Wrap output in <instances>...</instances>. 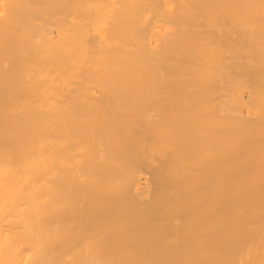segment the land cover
I'll list each match as a JSON object with an SVG mask.
<instances>
[{
    "label": "bare ground",
    "instance_id": "bare-ground-1",
    "mask_svg": "<svg viewBox=\"0 0 264 264\" xmlns=\"http://www.w3.org/2000/svg\"><path fill=\"white\" fill-rule=\"evenodd\" d=\"M157 2L0 0V264H264V0H230L242 91L211 88L227 112L208 117L148 110L153 49L126 27Z\"/></svg>",
    "mask_w": 264,
    "mask_h": 264
},
{
    "label": "rangeland",
    "instance_id": "rangeland-1",
    "mask_svg": "<svg viewBox=\"0 0 264 264\" xmlns=\"http://www.w3.org/2000/svg\"><path fill=\"white\" fill-rule=\"evenodd\" d=\"M74 1V0H73ZM72 0H71V3L73 2ZM157 1V0H156ZM166 0H161V1H159L158 0V2H157V4L158 5H156V7L158 6V7H160L162 4V6L160 7V8H158V9H160V11L161 12H157L156 10H154V11H156L155 12V14L153 13V14H151L152 12H154V11H150L149 12V14H151L150 16H147L146 15V17H143V19H141L140 20V18H135L134 20H133V22H132V24L130 25H128L127 27H126V30H129V27H130V30L132 31V28H134L133 29V31L136 29V26L138 25V27H140V28H143L144 26L143 25H145V28H146V30L143 28V29H141L142 31V33L144 32V34L142 35V37L143 36H146L147 37V39L148 40H146L145 39V41H150L148 44H150V46H152V47H150V49H153V51L151 50V52H150V50H148L147 52L146 51H143V50H147V47H145L144 46V48H143V46H141L142 47V50H141V47L140 48H138V50L140 49L141 50V52H143L142 54H144V52H145V54H147V55H143V56H145L146 57V61H144L143 59L145 58V57H143L142 56V54H141V63H143V61H144V63L143 64H145V66L147 65V68L144 66V65H142L143 67H141L142 69V71H144L145 70V74H147V76H145L144 74L142 75V77H143V80H142V84H143V81L145 80L146 82V84L144 85L143 84V86H145L146 87V90L144 91V92H142L144 95H145V97L147 98V100H148V102L150 103V106H148V110H151V109H157V110H164V111H166V113H171V111H172V113H174V114H177V113H179V112H181V111H185L186 110V112L187 113H189V112H191V113H193L195 110L196 111H198L197 113H202V115H205V113H206V111H209V113L211 112L212 114H213V112L214 113H216V110H215V107H216V109H217V112L219 113H221V114H225V112H227V111H223L222 109H223V105H225V103H224V101L225 102H227L228 103V99H227V97L229 98L231 95L230 94H232V95H238V94H240L241 93V91H242V89L241 88H239L238 90H237V86L239 87V84H241L240 85V87H242V85H243V82L241 83L240 82V80L241 81H243V78H241V76L243 77V72L241 71V70H243V61L241 62V58H243L244 59V56L242 57L241 55L242 54H244L243 52H244V49H243V51H242V49H240L241 47H244V45H242V44H244V39L242 38V37H244L243 35H244V33H243V31H242V24L241 25H239V22L241 23V20H242V16L240 15V14H236V17L238 18V17H240V18H238V20H237V18L234 16L235 14L234 13H232V10H231V7H230V0H229V2L227 1V0H225V1H227V2H225L224 0H208V1H206V0H198V1H196V0H185L186 1V3L189 5H187V4H185V1L184 2H182V4L184 3L185 5H187V7L189 8L187 11L185 10V9H187V7L185 8L182 4H180V0H174V1H172V0H169V1H171V3H172V5L175 3V5H169V4H164V2H165ZM188 1V2H187ZM196 1V2H195ZM176 2H177V4H176ZM199 2H200V4H199ZM207 2V3H206ZM192 3H193V5H192ZM211 3V4H210ZM73 4V3H72ZM72 4H71V6H72ZM202 5H203V7H202ZM211 5H213V6H211ZM176 6V7H175ZM180 6V7H179ZM191 6V7H190ZM198 6H201V7H199V9L197 10V8H198ZM229 8H228V7ZM164 7V8H163ZM194 7H195V10H194ZM228 8V14H230L229 16L227 15V8ZM73 8V6L71 7V9ZM173 8V9H172ZM190 8H192L191 10H192V12L190 11L189 12V10H190ZM202 8V10H200ZM206 10H204V9ZM207 8V9H206ZM157 9V10H158ZM174 9H176V10H174ZM211 10V11H210ZM202 12V14H201V12ZM226 11V12H225ZM197 12V13H196ZM203 12H205V13H203ZM216 12H217V14H216ZM219 12V13H218ZM231 12V13H230ZM71 13L74 15V13H75V11H74V9H72L71 10ZM174 13H176V14H174ZM223 13V14H222ZM208 14H210V16L208 15ZM219 14V15H218ZM233 14V15H232ZM155 15H156V17H155ZM174 15H176V16H174ZM180 15V16H179ZM183 15V16H182ZM202 15H204V16H202ZM212 15V16H211ZM224 15H226L225 17H224ZM240 15V16H239ZM153 16V17H152ZM159 16V17H158ZM201 16V17H200ZM210 17V19H209V17ZM148 17V18H147ZM152 18V19H149V18ZM157 17H158V19H157ZM161 17V18H160ZM175 17H176V19H175ZM183 17H185L184 19H183ZM213 19H212V18ZM228 19H227V18ZM231 17V18H230ZM235 17V18H234ZM144 18H146V19H144ZM194 20H193V19ZM224 18V19H223ZM226 18V19H225ZM139 19V20H138ZM173 19V20H172ZM206 21H205V20ZM234 19V20H233ZM239 19H240V21H239ZM155 20V21H154ZM177 20V21H176ZM197 20V21H196ZM225 20H229L228 22H225ZM237 20V21H236ZM138 21H141V22H138ZM145 21V22H144ZM211 21H213V22H211ZM233 21V22H232ZM239 21V22H238ZM135 22H138V23H136L135 24ZM147 22V23H146ZM172 22V23H171ZM187 22H189V24L187 23ZM196 22H197V26H195L196 25ZM206 24H205V23ZM236 22H238L237 24H236ZM141 23V24H140ZM143 23V24H142ZM145 23V24H144ZM177 23H179V24H177ZM202 23H204V24H202ZM213 23V24H212ZM216 23V24H215ZM221 23V24H220ZM225 23V24H224ZM233 23V24H232ZM139 24H140V26H139ZM156 24V25H155ZM182 24V25H181ZM188 24V25H187ZM217 24H219V25H217ZM224 24V25H223ZM227 24H229V25H227ZM135 25V26H134ZM148 25V26H147ZM151 25H153V26H151ZM181 25V26H180ZM183 25H185V26H183ZM193 26V28H192V26ZM231 25V26H230ZM236 25H239L238 27L236 26ZM143 26V27H142ZM156 26V27H155ZM175 26V27H174ZM199 26V27H198ZM215 26H216V30H215ZM218 26V27H217ZM225 26V27H224ZM226 26H228V27H226ZM230 26V27H229ZM137 27V31L138 32H140V28H138ZM180 29H178V28ZM214 27V28H213ZM220 27V28H219ZM223 27V28H222ZM237 27V30H238V28L239 27H241V28H239V31H240V36H241V34L243 33V35L241 36V38L242 39H240V42H242V40H243V42L241 43V45H239V43H238V45H239V47H237V43H235V42H232V41H230V40H233V37L232 36H234V40L235 39H237L238 37L240 38V36H239V33L237 32V30H236V32H235V30L233 29V28H236ZM218 28H219V30H218ZM171 29V30H170ZM172 29H173V31H172ZM177 29V30H176ZM193 29H194V31H193ZM200 29V30H199ZM202 29H204V30H202ZM210 29V30H209ZM229 29H231V30H229ZM135 30V31H136ZM147 30H149V31H147ZM153 30V31H152ZM171 32H170V31ZM183 30V31H182ZM192 34V35H190V33L188 32V31ZM206 30H209V32L208 31H206ZM213 30V31H212ZM234 30V31H233ZM131 31H128V32H131ZM155 31H156V33H155ZM167 31L169 32L168 33V36L169 37H166L165 38V40H162L165 36H167ZM174 31H176V34H175V32ZM191 31H193V32H191ZM197 31V32H196ZM198 31H199V33H198ZM215 31H217V32H215ZM218 31L220 32V33H218ZM221 31L223 32V34H221ZM232 32V35H231V32ZM140 32V33H141ZM154 32V33H153ZM178 32H180V33H178ZM184 32V33H183ZM206 32H207V34H206ZM211 32L213 33V34H211ZM242 32V33H241ZM139 33V34H140ZM166 33V34H165ZM171 33H172V38H174V40H172V38H171ZM183 33V34H182ZM202 33V35H200ZM235 33V35L238 33V35H237V37L235 36V35H233ZM157 34V35H156ZM158 34H159V36L160 35H165V36H163V37H161L160 39H159V36H158ZM185 34V35H184ZM189 34V35H188ZM204 34V35H203ZM140 35V36H141ZM175 35V36H174ZM187 35H188V37H187ZM209 35H211L212 37H213V39L209 36ZM221 35V36H220ZM182 36V37H181ZM192 36V37H191ZM197 36V37H196ZM207 36H209V37H207ZM224 36V37H223ZM231 36V37H230ZM177 37H179L178 38V40H176V38ZM227 37V38H226ZM171 38V39H170ZM200 38V39H199ZM203 38H204V41H203ZM217 40H216V39ZM226 38V39H225ZM230 38H232V39H230ZM167 39V40H166ZM185 39V40H184ZM214 39H215V41H214ZM158 40V43H161V45H162V48L164 49V51L161 49L160 51L159 50H156V49H158V48H161V46L160 47H158V48H156V46L158 45V43L156 42ZM176 40V41H175ZM183 42H182V41ZM211 40H213V41H211ZM226 40V41H225ZM233 40V41H234ZM166 43H165V42ZM180 41V42H179ZM218 41V42H217ZM236 41V40H235ZM164 42V43H163ZM173 42H174V44H173ZM177 42V43H176ZM195 42V43H194ZM214 42V43H213ZM221 44H220V43ZM224 42V43H223ZM229 42V43H228ZM238 42H239V39H238ZM183 43H184V45H183ZM192 43V44H191ZM212 43V44H211ZM223 43V44H222ZM228 43V44H227ZM207 44V45H206ZM217 44V45H216ZM218 44H220V47H219V45ZM231 44H233L232 45V47L234 46V44L236 45V48H238V49H240V51L239 52H241L242 51V53H239V55L241 56V57H238L237 56V54L236 55H234V49L231 47ZM160 45V44H159ZM170 45V46H169ZM178 45V46H177ZM180 45H182L181 47H182V49L181 48H179V46ZM204 45V46H203ZM140 46V45H139ZM138 46V47H139ZM166 46V47H165ZM167 46H169V47H167ZM174 46V47H173ZM209 46V47H208ZM213 46V47H212ZM214 46H218L217 47V49L214 47ZM222 46H224L225 47V49H224V47H222ZM229 46L231 47L230 49H227V48H229ZM127 47H129V46H126L125 48H127ZM171 47V48H170ZM176 47H178V49L176 48ZM206 47H208V48H206ZM168 48V49H167ZM176 48V49H175ZM220 48H223V49H220ZM234 48H235V46H234ZM137 49V48H136ZM166 49V50H165ZM180 49H181V51L184 49V51H180ZM215 49V50H214ZM219 49V50H218ZM238 49H236V50H238ZM140 50H139V52H140ZM230 52V50H231V52H230V55L228 54L229 52ZM232 50H233V52H232ZM124 51V50H123ZM166 51V52H165ZM170 51H172V53L170 52V54H169V52ZM178 52L179 53V55H178V53H176V52ZM191 51V52H190ZM216 51V52H215ZM217 51H224V52H222V54H221V52H217ZM227 53H226V52ZM124 52H126L125 53V55H126V57L127 58H129V59H132L131 57L132 56H129V53H128V51L126 50V51H124ZM138 52V53H139ZM162 52H164V53H162ZM175 52V53H174ZM186 52V53H185ZM150 53H152V54H150ZM162 53V54H161ZM182 53V54H181ZM190 53V54H189ZM217 53V54H216ZM233 53V54H232ZM235 53H236V51H235ZM155 54V55H154ZM175 54V56H172V55H174ZM183 54H185L186 55V58H185V56L183 55ZM158 55V56H157ZM171 55V56H170ZM181 55V56H180ZM189 55V56H188ZM195 57H194V56ZM199 55V56H198ZM222 55V56H221ZM228 55L230 56V57H228ZM234 55V57L235 56H237L239 59H237L236 57H235V59H234V57H232ZM184 56V57H183ZM188 56V57H187ZM221 56V57H220ZM223 56H225V57H223ZM142 57H143V59H142ZM148 57V58H147ZM159 57V58H158ZM160 57H161V59H160ZM175 57V58H174ZM178 57V58H177ZM181 57V58H180ZM200 57V58H199ZM154 58V59H153ZM156 58V59H155ZM170 58H171V60H170ZM176 58L178 59V60H176ZM186 60H185V59ZM194 58V60H192ZM195 58H197V59H195ZM210 58V59H209ZM222 58V59H221ZM223 58H225L226 59V61H225V59H223ZM149 59V60H148ZM175 59V60H174ZM180 59V60H179ZM205 59V60H204ZM220 59V60H219ZM242 59V60H243ZM169 60H170V62H169ZM230 60V61H229ZM233 60V61H232ZM130 61V63L129 64H132V61L131 60H129ZM136 60H134L133 61V64H134V62H135ZM154 61H155V66H154ZM172 61H173V63H172ZM177 61V62H176ZM179 61V62H178ZM191 63H189V62ZM193 61H194V63H195V61H196V63L194 64V65H196L195 67H194V65H193ZM198 61V62H197ZM202 61V63L201 64H199V62H201ZM210 61V62H209ZM221 61V62H220ZM234 61L236 62V63H234ZM146 62V63H145ZM163 62H165V63H163ZM174 62H175V64H174ZM180 62H183L182 64L183 65H181V63ZM220 62V64H218V63ZM233 62V63H232ZM240 62V63H239ZM178 63H180V64H178ZM217 63V64H216ZM227 63V64H226ZM228 63H230L229 65H228ZM174 64V65H173ZM176 64H177V66H176ZM199 64V65H198ZM206 64H208L207 65V68H205V66H206ZM224 64H225V66H224ZM231 64H235V65H232V67H231ZM241 64V65H240ZM181 65V66H180ZM188 65V66H187ZM191 65H193V66H191ZM202 65V66H201ZM217 65V66H216ZM218 65H220L221 67H220V69H222V68H224L222 71L221 70H219L218 68ZM150 66H151V68H150ZM159 66V67H158ZM170 66H171V68H170ZM183 66V67H182ZM200 66V67H199ZM209 66H211V67H209ZM213 66V67H212ZM215 66V67H214ZM228 66H230L229 68H233L234 67V69H233V71H232V74L231 75H233V77H231V75H230V77H229V72L231 73V71H228ZM236 66L237 67H239V69L237 68V70L235 71V69H236ZM186 67V68H185ZM194 69H193V68ZM202 67V68H201ZM203 67H204V69H203ZM240 67H242L241 69H240ZM148 69V70H146V69ZM168 68V69H167ZM178 68V69H177ZM213 68V69H212ZM181 69V70H180ZM190 69V70H189ZM208 69H210V70H208ZM217 69V70H216ZM226 69V70H225ZM185 70H186V72H185ZM196 70V71H195ZM213 70V71H212ZM216 70V71H215ZM229 70H232V69H229ZM240 70V71H239ZM177 71V72H176ZM180 71H181V73H180ZM183 71V72H182ZM195 71V72H194ZM201 71V72H200ZM208 73H207V72ZM210 71V72H209ZM214 71H215V73H214ZM217 71H218V75H220V73H221V77H222V79H224V80H221L218 76H217ZM220 71V72H219ZM227 71V72H226ZM147 72V73H146ZM151 74H149V73ZM169 72V73H168ZM179 72V73H178ZM187 74H185V73ZM192 72H194V73H192ZM235 72V73H234ZM237 72V73H236ZM238 72H242L241 74L240 73H238ZM213 73V74H212ZM223 73H225L226 74V77H224L225 75L223 74ZM234 73V74H233ZM176 74H177V76H176ZM182 74V75H181ZM228 74V75H227ZM238 74V75H237ZM240 74V75H239ZM168 75V76H167ZM185 75V76H184ZM191 75V76H190ZM197 77H196V76ZM208 75H210V77H207ZM212 75V76H211ZM213 75L214 76H217L216 78L218 79V85H216V83H215V80H217V79H215L214 80V78H212L213 77ZM223 75V76H222ZM237 75V76H240L239 78H240V80H239V82H238V80H237V82H238V85H237V82H236V85L235 84H232V83H235V81H236V79H239V78H237V76L235 77V76ZM157 76V77H156ZM159 76V77H158ZM164 76H165V78H164ZM181 77V79H182V82L180 81L181 79H180V77ZM190 76V77H189ZM200 76V77H199ZM144 77H146V79H144ZM151 77V78H150ZM174 77V78H173ZM176 77V78H175ZM186 79H188V80H190V81H188L190 84H188V82H186V80H185V78ZM195 78V79H193L192 80V78ZM207 77V78H206ZM154 78V79H153ZM161 80H160V79ZM190 78V79H189ZM199 78V79H198ZM200 78H202V79H200ZM209 78V79H208ZM225 78H230L229 80L227 79V82L228 81H230L231 82V79L233 80V79H235V80H233V82H231V84L233 85H230L229 87H233L230 91V93H229V90H225V94H224V92H223V90H224V87H222L224 84L223 83H225V87H226V89L227 88H229V87H227V82H225L226 81V79ZM150 79H151V81H150ZM205 79L206 80H208V81H205ZM173 80H175V82H173V84H172V81ZM183 80H184V82L185 83H187V84H185V83H183ZM201 80V81H200ZM209 80L212 82V84L213 83H215V84H213V85H215V87L214 86H212L211 85V82H209ZM169 81V82H168ZM170 81H171V83H170ZM180 81V82H179ZM193 81V83H191ZM148 82V83H147ZM150 82V83H149ZM199 82V83H198ZM204 82H207L206 84L204 83ZM167 83H169V84H167ZM178 85H181L182 84V86L185 88V89H183V87L181 88V86L179 87V86H177V84ZM227 83V84H226ZM171 84V85H170ZM184 84V85H183ZM230 84V83H229ZM173 85H174V87H173ZM186 85V86H185ZM196 87V89L193 87ZM205 87H204V86ZM207 85H209V86H207ZM220 85V86H219ZM235 85V86H234ZM192 86V87H191ZM217 86H219V88H222V89H216V87ZM149 87V88H148ZM167 87V88H166ZM177 87H179L178 89H177ZM187 87V88H186ZM209 88V90L207 91V89ZM189 88V89H188ZM190 88L192 89V90H190ZM202 88H203V90H202ZM207 88V89H206ZM211 88H215V90L217 91V93H218V95H219V93H221L220 94V96H221V98L220 99H222L223 100V102H222V100H220L219 99V97H218V95H217V93H213L212 94V92L210 91L211 90ZM234 88H236V90L234 89ZM150 89V90H149ZM171 89H173L172 91H171ZM241 89V90H240ZM148 90V91H147ZM179 91V92H177V91ZM202 92H201V91ZM215 90H214V92H215ZM182 91V92H181ZM183 91H185V92H183ZM197 91V92H196ZM205 91V92H204ZM212 91H213V89H212ZM234 91H235V94H234ZM177 92V93H176ZM188 92V93H187ZM190 92V93H189ZM194 92H196V93H198V94H195ZM204 92V94H202ZM208 92V93H207ZM211 92V93H210ZM182 93V94H181ZM187 93V94H186ZM201 95H200V94ZM207 93V94H206ZM211 95H210V94ZM227 93H229V95L227 96ZM151 94V96H147V95H150ZM166 94V95H165ZM174 94V95H173ZM179 96H178V95ZM184 94H185V96H187V98L184 96ZM192 94V95H191ZM206 94V95H205ZM216 94V95H215ZM224 94V95H223ZM164 95H165V97H164ZM169 95V96H168ZM195 95H196V98H195ZM200 97H199V96ZM204 95H205V98L207 97V95H208V97L206 98V99H204ZM210 95V96H209ZM215 95V96H214ZM172 96V97H171ZM184 96L186 99H188V100H185V98L182 97ZM189 96H190V98H189ZM212 96V99H210V97ZM217 96V97H216ZM225 96V97H224ZM150 97H153L151 100L153 101H151L150 100ZM167 97V98H166ZM175 97H176V99H175ZM191 97L193 98V99H191ZM197 97H199V98H197ZM215 97H216V101H214L215 100ZM177 98H178V100H177ZM180 98V99H179ZM200 98L202 99V100H200ZM208 98H209V100H208ZM169 99V100H168ZM175 99V100H174ZM181 100H182V102H184V103H182L181 102ZM183 100H185V101H183ZM199 100V101H198ZM204 100V101H203ZM213 102H212V101ZM217 100H219L220 102H222V106H220L221 104L219 103V101H217ZM157 101V102H156ZM161 101V102H160ZM172 101V102H171ZM179 101V102H178ZM187 101H189V102H187ZM203 101V102H202ZM207 101H208V103H207ZM210 101V102H209ZM165 102H167V103H165ZM171 102V103H170ZM181 102V103H180ZM191 102L193 103L192 105L193 106H191ZM200 102H201V104H200ZM204 102H205V104H204ZM214 102H216V103H214ZM157 103V104H156ZM178 103V104H177ZM180 103V104H179ZM190 105H189V104ZM195 103H196V105L198 104V105H201V107L200 106H196L195 105ZM218 103V104H217ZM227 103H226V108L227 109H229V106L227 105ZM152 104H156V105H152ZM165 104H167V105H165ZM176 106H178V107H176ZM183 104V105H182ZM207 104H209L210 106H208L207 107ZM215 104H217L218 106H216ZM220 104V105H219ZM204 105H206V107L204 106ZM170 106V107H169ZM173 106V107H172ZM175 106V107H174ZM187 106V107H186ZM189 106V107H188ZM220 106V107H219ZM150 107H151V109H150ZM154 107V108H153ZM156 107V108H155ZM197 108V109H195V108ZM204 107H205V109H204ZM225 107H224V110H227V109H225ZM190 108H191V110H190ZM193 108V109H192ZM201 108V109H200ZM210 108V109H209ZM222 108V109H221ZM176 109V110H175ZM180 109V110H179ZM183 109V110H182ZM188 109H189V111H188ZM219 109H220V111H219ZM242 109V112H243V114H246V110L242 107L241 108ZM200 110V111H199ZM210 110H212V111H210ZM151 111H153V110H151ZM178 111V112H177ZM222 112H224V113H222ZM204 113V114H203ZM209 113H206V116L208 117V115L207 114H209ZM194 115H196L195 113H194ZM193 115V116H194ZM199 115V114H198ZM198 115H196V116H198ZM211 115V114H210ZM209 115V116H210Z\"/></svg>",
    "mask_w": 264,
    "mask_h": 264
}]
</instances>
